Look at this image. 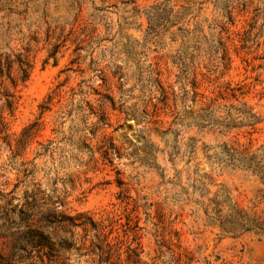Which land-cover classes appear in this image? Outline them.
I'll list each match as a JSON object with an SVG mask.
<instances>
[{"label":"rangeland","instance_id":"1","mask_svg":"<svg viewBox=\"0 0 264 264\" xmlns=\"http://www.w3.org/2000/svg\"><path fill=\"white\" fill-rule=\"evenodd\" d=\"M0 62V236L44 228L30 177L48 165L108 214L114 264H264V234L201 203L264 213L262 180L215 158L264 146V0H0Z\"/></svg>","mask_w":264,"mask_h":264},{"label":"clouds","instance_id":"2","mask_svg":"<svg viewBox=\"0 0 264 264\" xmlns=\"http://www.w3.org/2000/svg\"><path fill=\"white\" fill-rule=\"evenodd\" d=\"M86 159V155L81 156V160ZM48 167L38 165L36 175L30 177L36 182V195L29 208L38 219L46 222L41 233L49 245L48 264H114L106 239L105 217L108 214L87 203L82 209L77 208L72 188L67 183L52 185Z\"/></svg>","mask_w":264,"mask_h":264},{"label":"trees","instance_id":"3","mask_svg":"<svg viewBox=\"0 0 264 264\" xmlns=\"http://www.w3.org/2000/svg\"><path fill=\"white\" fill-rule=\"evenodd\" d=\"M20 72L22 73L21 81H25L29 75L30 65L28 62L20 61ZM3 64L0 62V73L3 74ZM5 67L8 73L12 70V64L6 63ZM14 81V80H13ZM15 84V81H14ZM6 106L13 111L14 96L11 93H6ZM255 123V122H253ZM215 158L225 168L232 170H242L251 175L258 176L264 183V146L262 145L257 150H252L249 147L239 148L228 146L226 143L222 146V151L215 153ZM264 199V196H260ZM225 200L214 196L209 199V202H201L204 207L205 214L218 224L222 232L232 236H239L245 232H255L264 234V213L248 212L237 205L225 207ZM22 219V222L27 224L25 233L2 234L0 237L10 238L4 240L0 247V264H20L24 257L21 252H27V248H42L48 245L47 239L42 235L41 230L32 228L34 222Z\"/></svg>","mask_w":264,"mask_h":264}]
</instances>
